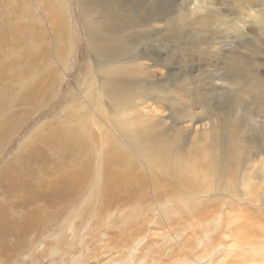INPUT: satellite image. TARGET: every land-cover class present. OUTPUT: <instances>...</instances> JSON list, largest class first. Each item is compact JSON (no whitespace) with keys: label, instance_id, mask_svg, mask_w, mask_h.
I'll use <instances>...</instances> for the list:
<instances>
[{"label":"bare ground","instance_id":"6f19581e","mask_svg":"<svg viewBox=\"0 0 264 264\" xmlns=\"http://www.w3.org/2000/svg\"><path fill=\"white\" fill-rule=\"evenodd\" d=\"M178 1L0 0V158L45 117L2 161V256L40 235L51 211L59 237L82 206L92 219L147 203L183 225L182 248L207 264H264V0L231 17ZM77 17L91 64L62 96ZM164 32L220 60L206 87L149 48Z\"/></svg>","mask_w":264,"mask_h":264},{"label":"rangeland","instance_id":"374dc122","mask_svg":"<svg viewBox=\"0 0 264 264\" xmlns=\"http://www.w3.org/2000/svg\"><path fill=\"white\" fill-rule=\"evenodd\" d=\"M191 1L195 2V0ZM209 1L213 2L214 6L221 13L223 12L231 17L236 13L246 11L242 3L246 2L249 4L252 0ZM254 9H258V7ZM79 20L77 17L76 21L78 23L75 22L76 27L72 29L73 43L71 44V48L73 49V56L69 63L70 69L63 79L62 96L77 82V75L84 76L90 69L92 55L87 39L82 38V33H80L82 25ZM77 30L78 36L76 37L74 33ZM193 30L198 31L197 28ZM170 33H162V38L158 43L153 45L150 42L149 48L155 50L154 54L158 58L167 59L169 70L173 71L172 74L187 75L188 79H190V76L193 77L201 73L199 80L203 79L206 82L202 81L201 87H206L209 81H206L204 78L210 75L208 71L212 72L215 69H221L216 64L220 60L215 58L212 60V58H206L198 50L184 48L182 44H186L185 42L189 38L184 39L181 37L182 40H174L170 38ZM209 35L212 37L218 36L214 31H210ZM75 38L78 39L77 43ZM261 72L264 74V70H261ZM165 73V69L162 72H157L154 79L157 81L165 80ZM228 73L229 71L224 70L221 76L228 78ZM171 80L175 82L177 79L172 78ZM197 90H199L198 87ZM227 94L228 92L222 95L223 98H226ZM172 98H174L173 94L169 99ZM258 98V96L254 97L250 101L254 100L257 102ZM246 99H243L241 104ZM60 102L61 99L51 104L46 113L58 107ZM181 107H185V105H181ZM44 118L43 114H41L38 118L39 120L31 121L14 138L8 151L0 158V168L4 165L2 161L5 158H9L8 155L11 152L17 150L19 142L28 129L33 127L37 121L44 120ZM84 202L87 204V210L91 207L89 206L90 204H95V201L89 203L88 199L84 200ZM146 204L143 205L144 208L136 205H112L108 208L109 212L105 211L99 217H95L98 213L94 212L95 215H92V219L89 214L87 218L85 217L87 213L84 212V206H82L74 214V217H80L73 222H66L62 227V229H65L59 234V237L53 235L54 230L51 226V220H55L56 213L55 211H51V215L41 224L40 235H36V233L29 234L23 242L15 239L9 242L11 246L19 249L10 254L6 253L3 256L0 254V264H207L204 259L198 258L199 256L196 255V252L200 250L199 248L194 251L182 248L181 245L184 243L186 237L182 234L183 237L181 236V238L175 232V226L177 225V228H180L183 225L178 223H175V225L171 224V221L165 218L166 216H161L159 209L150 207L149 204L147 206ZM139 208L141 209L140 211ZM64 214L68 215L69 210ZM66 229L74 231H65Z\"/></svg>","mask_w":264,"mask_h":264}]
</instances>
